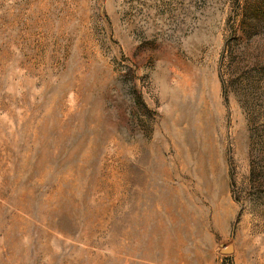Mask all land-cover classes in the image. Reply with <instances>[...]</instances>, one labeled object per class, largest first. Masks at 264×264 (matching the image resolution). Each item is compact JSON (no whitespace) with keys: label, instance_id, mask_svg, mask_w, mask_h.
Masks as SVG:
<instances>
[{"label":"rangeland","instance_id":"1","mask_svg":"<svg viewBox=\"0 0 264 264\" xmlns=\"http://www.w3.org/2000/svg\"><path fill=\"white\" fill-rule=\"evenodd\" d=\"M0 264H264V0H0Z\"/></svg>","mask_w":264,"mask_h":264},{"label":"water","instance_id":"2","mask_svg":"<svg viewBox=\"0 0 264 264\" xmlns=\"http://www.w3.org/2000/svg\"><path fill=\"white\" fill-rule=\"evenodd\" d=\"M231 250V248H228L227 250H226V252H229Z\"/></svg>","mask_w":264,"mask_h":264}]
</instances>
